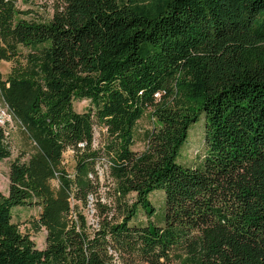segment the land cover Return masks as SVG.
<instances>
[{"label":"trees","instance_id":"16d2710c","mask_svg":"<svg viewBox=\"0 0 264 264\" xmlns=\"http://www.w3.org/2000/svg\"><path fill=\"white\" fill-rule=\"evenodd\" d=\"M15 2L0 0V59L17 58L0 90L32 149L0 191V264H264V0H58L48 21L17 19L29 12ZM147 112L156 124L137 151ZM202 116L204 159L185 165ZM11 155L0 126V159ZM29 202L42 249L12 219Z\"/></svg>","mask_w":264,"mask_h":264},{"label":"rangeland","instance_id":"374dc122","mask_svg":"<svg viewBox=\"0 0 264 264\" xmlns=\"http://www.w3.org/2000/svg\"><path fill=\"white\" fill-rule=\"evenodd\" d=\"M58 0H16L15 8L20 12H29L24 15L23 13L17 14L19 18H37L44 21L51 19L54 13V4ZM19 52L27 54L30 48L24 46H18ZM21 55V56H22ZM21 60H23L20 57ZM17 58L14 60L0 59V78L4 80L7 78L12 70V67L16 64ZM74 109L78 112H84L90 106L88 99H74ZM203 116L200 117L199 121L192 125L189 131V137L181 149V152L177 158V161L189 165L195 166L202 162L205 156V143H204V120ZM156 121L151 118L150 113L147 112L142 119H140L135 128V144L133 149L137 151L144 150L147 142V136ZM0 126L6 129L9 134V141L12 149V155L10 157L0 159V191L3 194L8 195L9 193V172L11 163L19 156L21 151H31L32 142H28L22 133L21 125L17 119H15L6 103L4 102L0 90ZM104 127H97L95 130V145H99L104 138ZM28 155L24 156L23 159H27ZM64 162L70 172H73L75 160L73 158V151L68 150L64 154ZM109 162L106 158H103V164L100 165L99 173L102 178L106 176V169L108 168ZM104 180V179H103ZM103 183V181H102ZM53 184L57 186L58 182L53 181ZM106 188L103 186V189ZM150 200L155 207L154 221L157 224H163L164 210H165V193L162 189H156L150 194ZM92 208V206L90 207ZM42 207L36 203H26L25 205H18L12 209L13 222L19 225L20 230L23 233L29 234L31 239L35 242L36 246L40 249L46 246V230L45 228L38 229L36 222L39 219ZM94 210L91 209L88 213V217L94 221L93 216ZM140 222L146 223V217L140 215ZM121 264V263H119Z\"/></svg>","mask_w":264,"mask_h":264}]
</instances>
